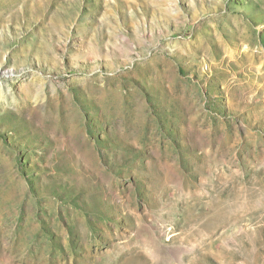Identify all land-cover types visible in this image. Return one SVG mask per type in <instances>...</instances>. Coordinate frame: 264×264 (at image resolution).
Wrapping results in <instances>:
<instances>
[{
	"label": "rangeland",
	"instance_id": "rangeland-1",
	"mask_svg": "<svg viewBox=\"0 0 264 264\" xmlns=\"http://www.w3.org/2000/svg\"><path fill=\"white\" fill-rule=\"evenodd\" d=\"M0 264H264V0H0Z\"/></svg>",
	"mask_w": 264,
	"mask_h": 264
}]
</instances>
